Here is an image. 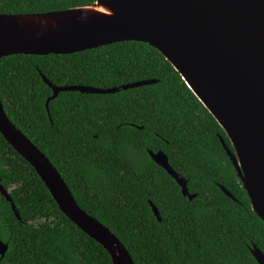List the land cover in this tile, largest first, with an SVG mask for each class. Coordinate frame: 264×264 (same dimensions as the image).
Wrapping results in <instances>:
<instances>
[{"label": "trees", "instance_id": "obj_1", "mask_svg": "<svg viewBox=\"0 0 264 264\" xmlns=\"http://www.w3.org/2000/svg\"><path fill=\"white\" fill-rule=\"evenodd\" d=\"M97 0H0V13H45ZM56 86L120 87L98 94ZM0 96L11 120L52 160L83 209L107 225L136 264H260L264 221L223 146L230 138L181 73L149 43L122 41L77 53L0 58ZM168 154L190 199L159 165ZM0 264H114L80 229L35 168L0 132ZM222 186L234 197L229 196ZM159 209V220L151 205Z\"/></svg>", "mask_w": 264, "mask_h": 264}, {"label": "water", "instance_id": "obj_2", "mask_svg": "<svg viewBox=\"0 0 264 264\" xmlns=\"http://www.w3.org/2000/svg\"><path fill=\"white\" fill-rule=\"evenodd\" d=\"M122 41L149 43L179 71L188 86L226 131L224 148L264 221V0H97L94 4L45 13H0V58L17 55H69ZM62 91L116 93L155 82L112 88L56 86ZM0 132L37 171L54 199L80 229L103 245L114 264H136L125 243L78 203L52 160L10 118L0 96ZM190 199L187 179L164 151H149ZM222 189L234 197L227 188ZM0 192L21 214L10 191ZM159 220L158 207L151 202ZM9 244L0 240V255ZM253 254L264 264V253Z\"/></svg>", "mask_w": 264, "mask_h": 264}]
</instances>
